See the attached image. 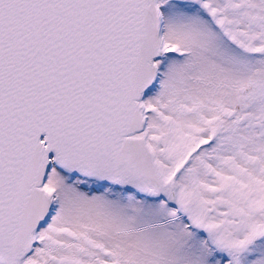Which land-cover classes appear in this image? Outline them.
<instances>
[{"label": "snow or ice", "instance_id": "6c2138e0", "mask_svg": "<svg viewBox=\"0 0 264 264\" xmlns=\"http://www.w3.org/2000/svg\"><path fill=\"white\" fill-rule=\"evenodd\" d=\"M0 264H264V0H0Z\"/></svg>", "mask_w": 264, "mask_h": 264}]
</instances>
